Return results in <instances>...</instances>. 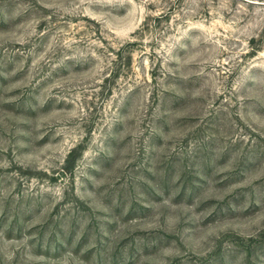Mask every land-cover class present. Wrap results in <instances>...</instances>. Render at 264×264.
Returning <instances> with one entry per match:
<instances>
[{
	"label": "rangeland",
	"instance_id": "374dc122",
	"mask_svg": "<svg viewBox=\"0 0 264 264\" xmlns=\"http://www.w3.org/2000/svg\"><path fill=\"white\" fill-rule=\"evenodd\" d=\"M0 264H264V0H0Z\"/></svg>",
	"mask_w": 264,
	"mask_h": 264
}]
</instances>
